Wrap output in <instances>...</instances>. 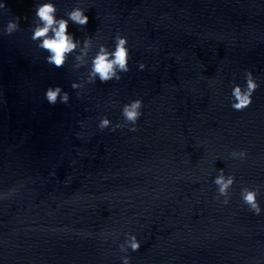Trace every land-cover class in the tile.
Masks as SVG:
<instances>
[{
	"label": "water",
	"instance_id": "95a60500",
	"mask_svg": "<svg viewBox=\"0 0 264 264\" xmlns=\"http://www.w3.org/2000/svg\"><path fill=\"white\" fill-rule=\"evenodd\" d=\"M55 2L63 15L76 0ZM34 3L7 0L0 16L28 17L0 36V264H120L126 231L142 241L131 264H264V215L239 202L243 181L261 185L264 206V0H81L89 21L68 31L95 33L94 44L119 31L131 60L119 81L79 97L71 81L84 69L71 57L48 65L30 39ZM244 68L260 87L235 111L229 81ZM54 85L68 105L44 98ZM137 96V131L96 127L100 115L120 119L110 99ZM215 167L236 175L229 205L213 198Z\"/></svg>",
	"mask_w": 264,
	"mask_h": 264
},
{
	"label": "clouds",
	"instance_id": "9594fccd",
	"mask_svg": "<svg viewBox=\"0 0 264 264\" xmlns=\"http://www.w3.org/2000/svg\"><path fill=\"white\" fill-rule=\"evenodd\" d=\"M88 8L81 6V0L63 15H58L55 0H35L33 5L32 20L30 24V39L36 42V47L43 50L44 61L53 67H62L71 57L73 70L84 69L77 79L71 81V88L76 90V95H81V90L86 84H95L97 80L107 82L109 80L119 81L123 73L130 71L131 49L128 37L119 31L112 36L111 44H106L97 40L94 44L93 35L85 34L83 38L77 37L73 32L68 31L70 23L83 26L89 21L86 14ZM7 0H0V16L8 12ZM28 17L12 14L3 24H0V36L11 35L21 28L20 21ZM138 70L143 71L146 64L142 60L135 61ZM242 82L236 80L229 81L231 87L227 95L229 107L235 111H243L253 102V96L260 87L258 76L250 69L242 70ZM82 77V78H81ZM44 98L49 104L60 103L68 105L70 103L69 92L60 85L48 86L44 90ZM111 105H118L120 119L115 123L107 114L100 115L96 127L100 130L107 129L115 132L117 129L127 128L129 132L138 130V122L144 115V101L142 97L129 98L120 103L110 99ZM83 124V121H78ZM229 156L235 160L244 162L248 160L249 153L246 148L232 149ZM212 177V184L215 187V200L222 205H229L231 201V189L237 183L236 175L225 168H216ZM260 184H249L240 182L239 202L241 206L254 216L264 215V206L261 204ZM91 235V233L89 234ZM112 233L102 232L101 236L107 240ZM142 241L135 231L123 233V240L118 243L121 253L120 264H131V257L127 253L129 250L135 252L141 247Z\"/></svg>",
	"mask_w": 264,
	"mask_h": 264
}]
</instances>
